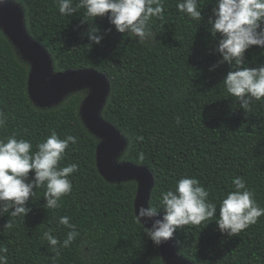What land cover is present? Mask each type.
<instances>
[{
    "label": "trees",
    "instance_id": "obj_1",
    "mask_svg": "<svg viewBox=\"0 0 264 264\" xmlns=\"http://www.w3.org/2000/svg\"><path fill=\"white\" fill-rule=\"evenodd\" d=\"M177 2L163 0V18L150 19L153 40L145 42L116 31L107 16L86 20L84 9L62 15L57 0L19 5L29 35L48 51L56 73L95 69L109 79L101 115L127 140L120 160L152 172L149 203L158 204L162 191L188 176L201 182L219 209L226 194L236 190L233 178L240 176L264 207V100L254 101L246 114L222 85L233 69L219 63L221 37L210 31L215 0H199V21L181 13ZM95 28L104 36L98 45L88 39ZM245 57L247 66L257 67L264 64V49L252 46ZM29 73V63L0 30V118L6 117L0 139L15 135L29 140L35 151L53 131L61 139L75 136L59 166L75 163L78 170L68 177L72 190L62 196L60 207L45 206L46 187H41L26 202L25 217H12L11 209L0 212V247L7 248V264H52L56 251L43 233L50 230L61 242L66 239L69 229L59 223L62 216L79 235L68 247L56 246V264H167L160 246L136 222L138 183L110 182L99 172V138L80 113L85 95L71 93L57 105L39 107L29 95ZM33 178L30 173L27 182ZM159 214L164 215L162 209ZM218 215L178 228L176 253L192 264H264V216L230 236L220 231ZM9 221L13 226L6 229Z\"/></svg>",
    "mask_w": 264,
    "mask_h": 264
},
{
    "label": "clouds",
    "instance_id": "obj_2",
    "mask_svg": "<svg viewBox=\"0 0 264 264\" xmlns=\"http://www.w3.org/2000/svg\"><path fill=\"white\" fill-rule=\"evenodd\" d=\"M17 3L23 6L24 0H17ZM57 4L60 14L66 16H72L80 9L85 10L86 20L107 16L116 31L139 37L140 42L151 41L153 37L147 29V23L153 17L162 19L164 13L163 0H57ZM176 6L189 18L201 20L199 0H178ZM208 23L211 25V34L221 37L217 48L222 56L219 63H228L233 69L223 79L222 85L248 114L254 101L264 100V64L249 67L245 57L252 46L264 49V0H215ZM88 39L98 45L104 36L100 34L99 28H95L89 32ZM217 66L213 65V69ZM5 119L0 118V126ZM76 142L75 136L68 135L61 139L53 131L33 151L29 140L17 139L15 135L0 139V212L7 213L11 209L12 217H25L30 211L25 207L26 202L35 195L33 189L41 187H46L45 206L49 209L60 207L62 196L72 190L68 177L78 170V166L75 163L65 167L59 165L69 143ZM139 159H144L143 153H140ZM30 173H34V178L27 182ZM232 183L236 190L226 194L219 202L218 209L217 203L209 199V192L201 182L185 176L176 183L174 189L160 193L158 204L141 206L135 217L136 222L143 226L144 233L157 246L171 240L178 228L199 225L217 216V212L216 223L220 231L230 236L237 235L264 216V207L258 205L243 177H234ZM161 209L163 217L153 219ZM142 220L152 221V226L145 227ZM59 223L69 229L67 238L62 242L50 230L43 233L44 239L56 251L52 264H56L60 254L56 246L68 247L79 235L76 225L70 223L68 216L60 217ZM12 226L9 221L5 228L10 229ZM6 252L7 248L0 247V264H7Z\"/></svg>",
    "mask_w": 264,
    "mask_h": 264
},
{
    "label": "water",
    "instance_id": "obj_3",
    "mask_svg": "<svg viewBox=\"0 0 264 264\" xmlns=\"http://www.w3.org/2000/svg\"><path fill=\"white\" fill-rule=\"evenodd\" d=\"M0 30L15 45L22 58L29 63L30 73L28 90L31 100L39 107L47 108L59 104L73 91L91 88L81 106V117L87 128L99 138L97 146V166L101 175L110 182L136 181L138 191L135 200V213L141 206L148 207L154 176L147 166H137L131 162L116 163L117 155L127 147V140L101 112L110 93L107 76L95 69H81L56 73L48 51L28 33L24 11L19 4L9 0H0ZM159 214L157 217L162 218ZM146 227L152 221H143ZM160 251L167 264H192L179 256L174 247L173 238L162 245Z\"/></svg>",
    "mask_w": 264,
    "mask_h": 264
},
{
    "label": "rangeland",
    "instance_id": "obj_4",
    "mask_svg": "<svg viewBox=\"0 0 264 264\" xmlns=\"http://www.w3.org/2000/svg\"><path fill=\"white\" fill-rule=\"evenodd\" d=\"M153 37V36H152ZM153 40V38L151 39ZM75 92H82L85 96H88L90 93H91V88L89 87H82V88H79L75 91H73V93ZM123 154V153H122ZM122 154L120 153L119 155L116 156V158L113 160L115 162V164L117 163H122L123 161L120 160Z\"/></svg>",
    "mask_w": 264,
    "mask_h": 264
}]
</instances>
